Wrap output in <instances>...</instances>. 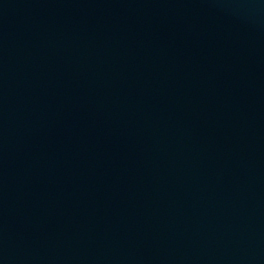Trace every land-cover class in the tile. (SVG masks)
I'll return each mask as SVG.
<instances>
[{
  "label": "water",
  "instance_id": "95a60500",
  "mask_svg": "<svg viewBox=\"0 0 264 264\" xmlns=\"http://www.w3.org/2000/svg\"><path fill=\"white\" fill-rule=\"evenodd\" d=\"M0 264H264V0H0Z\"/></svg>",
  "mask_w": 264,
  "mask_h": 264
}]
</instances>
